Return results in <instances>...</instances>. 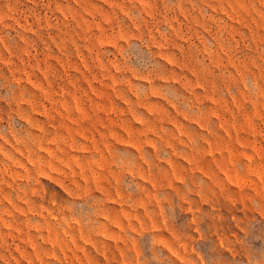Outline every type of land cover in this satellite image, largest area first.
Returning a JSON list of instances; mask_svg holds the SVG:
<instances>
[{
    "label": "rangeland",
    "instance_id": "rangeland-1",
    "mask_svg": "<svg viewBox=\"0 0 264 264\" xmlns=\"http://www.w3.org/2000/svg\"><path fill=\"white\" fill-rule=\"evenodd\" d=\"M0 264H264V0H0Z\"/></svg>",
    "mask_w": 264,
    "mask_h": 264
}]
</instances>
